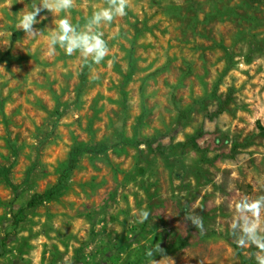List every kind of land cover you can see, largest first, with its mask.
<instances>
[{
	"label": "rangeland",
	"instance_id": "1",
	"mask_svg": "<svg viewBox=\"0 0 264 264\" xmlns=\"http://www.w3.org/2000/svg\"><path fill=\"white\" fill-rule=\"evenodd\" d=\"M32 4L0 0V264H258L264 0H129L91 68L48 41L106 0L41 10L38 38Z\"/></svg>",
	"mask_w": 264,
	"mask_h": 264
},
{
	"label": "clouds",
	"instance_id": "2",
	"mask_svg": "<svg viewBox=\"0 0 264 264\" xmlns=\"http://www.w3.org/2000/svg\"><path fill=\"white\" fill-rule=\"evenodd\" d=\"M107 7H103L91 15L85 25L86 31L77 32L76 27L67 16L60 19L58 28L53 30L48 41V53L54 54L56 45L59 44L69 56L79 52L86 66L91 68L93 64L99 65L108 55L110 49L108 42L104 39L101 31H94L93 26H99L105 22L111 23L116 17H123L127 14L129 0H106ZM75 0H42V7H37L32 4L31 11H22L23 15L19 20L18 29L26 33V37L38 38L42 33L33 28V25L38 23L35 19L40 11L47 9L55 13L67 12L72 9ZM91 58V60H89ZM264 206V197L256 200L251 204H246L244 207L259 215L261 207ZM144 219L148 218L149 213L143 211L141 213ZM186 219L191 220L194 226L202 228V218L188 214ZM247 239L255 244L260 252L257 253L258 264H264V237L257 236L256 225L245 229ZM241 245L245 243V238H241ZM160 249V246L157 245ZM161 250V249H160ZM162 251V250H161ZM151 255V253H149Z\"/></svg>",
	"mask_w": 264,
	"mask_h": 264
},
{
	"label": "trees",
	"instance_id": "3",
	"mask_svg": "<svg viewBox=\"0 0 264 264\" xmlns=\"http://www.w3.org/2000/svg\"><path fill=\"white\" fill-rule=\"evenodd\" d=\"M42 200V196H37V197H34L32 199H30L28 202H27V206H33L39 202H41Z\"/></svg>",
	"mask_w": 264,
	"mask_h": 264
}]
</instances>
